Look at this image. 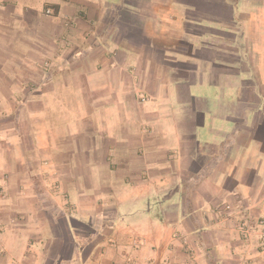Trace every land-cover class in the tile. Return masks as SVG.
Here are the masks:
<instances>
[{"label": "crops", "instance_id": "obj_1", "mask_svg": "<svg viewBox=\"0 0 264 264\" xmlns=\"http://www.w3.org/2000/svg\"><path fill=\"white\" fill-rule=\"evenodd\" d=\"M258 219L264 0H0V264H264Z\"/></svg>", "mask_w": 264, "mask_h": 264}, {"label": "built area", "instance_id": "obj_2", "mask_svg": "<svg viewBox=\"0 0 264 264\" xmlns=\"http://www.w3.org/2000/svg\"><path fill=\"white\" fill-rule=\"evenodd\" d=\"M53 13V9L52 8H46L44 10V14L45 15H51ZM226 210L230 209V206L227 205L225 206ZM257 226L260 228L261 233H259V238L261 239V244L264 243V220L263 219H258L257 221ZM240 228H241V232L242 234L246 237L249 238L250 237V232H252V228H250L249 225H246L245 223H241L240 224Z\"/></svg>", "mask_w": 264, "mask_h": 264}]
</instances>
